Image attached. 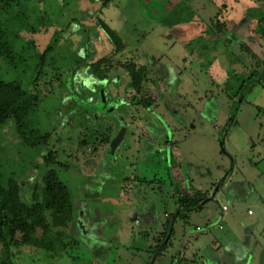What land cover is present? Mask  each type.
I'll use <instances>...</instances> for the list:
<instances>
[{
  "label": "rangeland",
  "instance_id": "obj_1",
  "mask_svg": "<svg viewBox=\"0 0 264 264\" xmlns=\"http://www.w3.org/2000/svg\"><path fill=\"white\" fill-rule=\"evenodd\" d=\"M253 1L257 7L247 12L243 5L249 0L21 4L15 48L28 58L27 65L11 69L0 58V75L18 81L37 100L21 134L13 124L0 127V173L3 184L9 178L24 182L28 202L37 182L41 200L48 167L43 157L52 150L57 163L49 168L68 186L79 224L65 249L12 244L7 253L0 249V260L177 264L186 238L193 242L197 237L202 248L190 261L211 259L212 241L227 234L232 213H246L249 205L261 203L257 193L246 200L242 192L223 187L225 181L233 184L264 171V66L257 52L224 27L243 14L262 20L264 0ZM99 20L119 39V47ZM49 45L41 65L37 55ZM103 57L108 87H124V101L108 105L94 97L100 84L90 67ZM129 64L146 73L144 96L151 99L150 107L130 102L138 95L130 88ZM122 127L124 139L112 154L111 143ZM48 133L46 144L31 145ZM187 194L206 198L177 215L178 200ZM231 198L241 202L236 205ZM223 204L230 208L225 228L211 229L208 213L222 214ZM166 231L169 242L156 247Z\"/></svg>",
  "mask_w": 264,
  "mask_h": 264
},
{
  "label": "trees",
  "instance_id": "obj_2",
  "mask_svg": "<svg viewBox=\"0 0 264 264\" xmlns=\"http://www.w3.org/2000/svg\"><path fill=\"white\" fill-rule=\"evenodd\" d=\"M24 2L26 0H0V58L11 69L26 66L28 60L15 48L17 41L20 39V31H17V29H19L18 22L23 16L20 6ZM109 2L110 0H104L103 6ZM18 7H20L19 11L13 15V11ZM99 25L108 32L109 40L118 45L116 48L119 47V39L113 32L101 20H99ZM49 51H51V45L44 50L43 54L37 55L41 65L44 63ZM107 61L103 57L90 67L91 73L97 77L98 84H100V89L96 92L106 104L111 102L110 97L113 96H120L119 100L124 101V96H121L124 87L119 88V90L108 87L110 81L106 73L109 70L101 69V65ZM128 67L132 78L130 88L138 95L137 99L130 102L150 107L152 104L151 99L144 96L146 73L142 68H137L135 64H129ZM101 89L103 94L100 92ZM36 100V97L30 98L28 92L22 88L18 81H6L0 75V127L5 124H13L21 134V129L25 127L24 119L34 109L33 103ZM125 123L127 124V122ZM50 137L49 133L37 136L36 142L31 145L46 144ZM24 140L27 141V139ZM43 158L44 164L48 167H46L47 170L42 177L41 200H39L40 188L37 182L33 184V201L28 202L25 200L22 191L25 186L24 182L9 178L7 183L3 184V177L0 173V249L1 251L4 250L5 253L9 251L12 244L32 245L54 252L57 249H65L70 244V236L72 240L74 239V236L69 233L76 231L79 222L76 221L77 212L71 193L68 186L59 178L57 171L52 167L49 168L50 165L57 163L54 152L49 150ZM196 196L193 195L192 197L187 194L180 197L177 215L182 211L189 212L200 206V203L206 198H197ZM183 216L187 217L188 214H183ZM167 217L169 218V215ZM168 227L170 226L168 225ZM162 234L161 241L159 239L158 245H155L158 248L163 247L162 244L166 239L167 231ZM169 240L168 238L165 241L164 246L167 245ZM154 252L156 253V251ZM9 254L11 253L9 252ZM0 264L14 263L11 260H0Z\"/></svg>",
  "mask_w": 264,
  "mask_h": 264
},
{
  "label": "crops",
  "instance_id": "obj_3",
  "mask_svg": "<svg viewBox=\"0 0 264 264\" xmlns=\"http://www.w3.org/2000/svg\"><path fill=\"white\" fill-rule=\"evenodd\" d=\"M249 1L250 2H244L245 5L243 6H245V12H247V10L249 11V8L255 9L258 5L257 2L253 0ZM246 3H250V5H246ZM243 15L238 18L239 20L234 18L227 20L224 23V27L228 33L234 35L237 40L242 41L246 45L247 50L254 53L257 52L258 54L256 53V55L258 57L260 56L259 61L261 65L264 66V18L260 20L256 17H249L246 14ZM117 79L120 80L119 77H117ZM144 88H146L145 84ZM254 176L252 177L253 179L245 178L241 181H236L233 184L231 182L230 184H227L226 181L224 182V188L234 193L237 192L238 194L239 191L242 192L243 196L245 195L246 200H249V195H253L254 193L259 194L261 203L257 200L254 205H249L246 213L236 214L233 212L231 218L228 220V222L230 221L231 223H228L229 227L227 234L224 237L219 236V238L215 236L211 244V250L214 254L209 260L202 257L203 261H200L201 263L264 264V171L257 170L255 171ZM227 180L230 179L228 178ZM219 194L220 191L218 190L214 194L215 196L213 199H216ZM232 202L237 205L241 200L236 198L233 199ZM223 206L226 205H222L223 212L220 215H216L214 212L208 213L211 229L217 228V226L221 230L225 228L223 222L225 217L229 215L228 212L230 211V208L227 207V210H223ZM249 211H252V213H249ZM148 225L150 226V223ZM197 228L200 227L198 226ZM238 232L241 236L240 234L238 235ZM200 238L201 237L195 238L196 240L193 242L186 238V242L180 250V257L177 264H196V262L191 261H195L197 254H200L202 248V241ZM222 242L225 243V257H221V254L219 253V249L222 247ZM231 254L233 257L231 258L232 260H229ZM159 259L160 257L157 256L156 260ZM210 260L214 261V263H211Z\"/></svg>",
  "mask_w": 264,
  "mask_h": 264
},
{
  "label": "water",
  "instance_id": "obj_4",
  "mask_svg": "<svg viewBox=\"0 0 264 264\" xmlns=\"http://www.w3.org/2000/svg\"><path fill=\"white\" fill-rule=\"evenodd\" d=\"M101 94H103V90L101 91ZM125 132H126V128L125 127H122L120 129V131L118 132V134L116 135V137L113 139L112 143H111V146H110V149H111V153L114 154V151L120 147L123 139H124V135H125ZM214 194L211 196V198L213 199L214 198Z\"/></svg>",
  "mask_w": 264,
  "mask_h": 264
},
{
  "label": "flooded vegetation",
  "instance_id": "obj_5",
  "mask_svg": "<svg viewBox=\"0 0 264 264\" xmlns=\"http://www.w3.org/2000/svg\"><path fill=\"white\" fill-rule=\"evenodd\" d=\"M116 79V78H115ZM102 83V82H101ZM103 83H105V82H103ZM101 91H102V89H101ZM100 91V92H101ZM118 95V94H117ZM94 97H96V100H97V102H101L102 100H101V98H100V96H99V94H97L96 96H94ZM111 98V102H107L108 103V105H110L109 103H112V104H114V103H116V101H118L119 100V98H121L120 96L119 97H116V96H113V97H110ZM118 104V103H117ZM113 106V105H112ZM115 109V108H114ZM113 109V110H114Z\"/></svg>",
  "mask_w": 264,
  "mask_h": 264
},
{
  "label": "built area",
  "instance_id": "obj_6",
  "mask_svg": "<svg viewBox=\"0 0 264 264\" xmlns=\"http://www.w3.org/2000/svg\"><path fill=\"white\" fill-rule=\"evenodd\" d=\"M223 210H227V206H223ZM249 213H252V211H249Z\"/></svg>",
  "mask_w": 264,
  "mask_h": 264
}]
</instances>
